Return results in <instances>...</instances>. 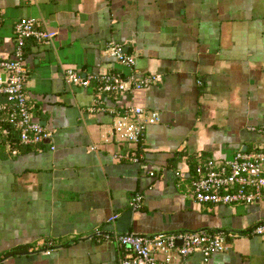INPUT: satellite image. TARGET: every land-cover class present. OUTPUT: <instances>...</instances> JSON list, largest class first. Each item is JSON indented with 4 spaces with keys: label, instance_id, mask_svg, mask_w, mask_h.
I'll return each instance as SVG.
<instances>
[{
    "label": "crops",
    "instance_id": "obj_1",
    "mask_svg": "<svg viewBox=\"0 0 264 264\" xmlns=\"http://www.w3.org/2000/svg\"><path fill=\"white\" fill-rule=\"evenodd\" d=\"M22 19L56 33L24 46L30 113L50 137L20 147L14 130L0 131V264H120L122 249L95 230H223L226 249L209 264H264V238L250 233L264 222V192L247 206L198 204L188 179L206 160L264 151V0H0V60L13 55ZM110 42L134 58L132 68L106 54ZM66 69L161 82L101 95L67 84ZM132 105L158 114L139 164L112 157L131 149L111 130ZM137 193L141 206L132 210Z\"/></svg>",
    "mask_w": 264,
    "mask_h": 264
},
{
    "label": "built area",
    "instance_id": "obj_2",
    "mask_svg": "<svg viewBox=\"0 0 264 264\" xmlns=\"http://www.w3.org/2000/svg\"><path fill=\"white\" fill-rule=\"evenodd\" d=\"M55 35L53 31L39 28L34 19H22L14 26L13 55L9 59L0 60V127L6 126L14 130L19 146L37 147L50 137V133L30 113L24 88V46L28 40L49 43ZM105 52L126 68L134 66V58L119 43H108ZM63 80L80 88L93 86L96 93L101 95H122L155 85L161 82V76L139 77L130 73L122 77L111 72L82 75L75 70L66 69ZM157 122V112L147 111L140 105L129 106L122 114L116 115L112 122L111 137L117 144L130 146L131 149L114 153L112 157L120 162L139 164L142 157L138 146L143 141L146 128ZM10 152L12 155L18 153L16 148H12ZM149 175L153 176V173L150 172ZM174 175L178 180L185 179L178 171ZM188 179L190 194L198 204H255L264 192V151L238 150L226 161L206 160L195 166L193 175ZM141 201L142 196L135 194L129 203L130 208L138 209ZM94 233L108 241L114 240L122 249L120 264H190L189 258L195 254L201 256L199 264H209L213 254L225 251L226 238L230 236L223 230L175 231L150 236L136 233H100L98 230ZM250 233L264 238V222L252 226ZM47 245L43 254L50 255L52 244Z\"/></svg>",
    "mask_w": 264,
    "mask_h": 264
},
{
    "label": "trees",
    "instance_id": "obj_3",
    "mask_svg": "<svg viewBox=\"0 0 264 264\" xmlns=\"http://www.w3.org/2000/svg\"><path fill=\"white\" fill-rule=\"evenodd\" d=\"M0 131H7V133H9V134L11 133V129L9 127H6V126H1ZM20 147H23V146H20ZM16 149L18 150V147H16ZM13 253H16V252H13Z\"/></svg>",
    "mask_w": 264,
    "mask_h": 264
},
{
    "label": "water",
    "instance_id": "obj_4",
    "mask_svg": "<svg viewBox=\"0 0 264 264\" xmlns=\"http://www.w3.org/2000/svg\"><path fill=\"white\" fill-rule=\"evenodd\" d=\"M179 245H180V243H179Z\"/></svg>",
    "mask_w": 264,
    "mask_h": 264
}]
</instances>
